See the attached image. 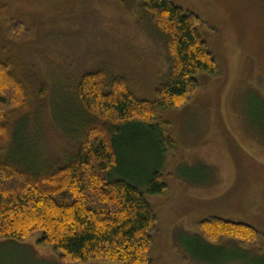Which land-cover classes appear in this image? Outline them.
<instances>
[{
  "label": "trees",
  "instance_id": "obj_1",
  "mask_svg": "<svg viewBox=\"0 0 264 264\" xmlns=\"http://www.w3.org/2000/svg\"><path fill=\"white\" fill-rule=\"evenodd\" d=\"M110 7L135 14L137 25L161 38L168 71L153 99L140 100L126 76L94 67L66 83L67 106L57 108L48 67L26 60H46L55 47L68 46L91 24V15L70 4L56 18V37L38 39L27 14L0 3V240L41 233L40 244L53 248L63 264H152L158 218L139 186L156 196L168 186L158 172L137 185L111 180L118 141L128 129L152 128L164 112L184 107L200 88L197 75L219 73L197 14L173 0H110ZM22 40L32 49L25 51ZM21 127L27 136L19 145ZM51 139L56 148H49ZM196 228L212 246L223 240L243 249L264 246V231L245 222L209 216Z\"/></svg>",
  "mask_w": 264,
  "mask_h": 264
},
{
  "label": "rangeland",
  "instance_id": "obj_2",
  "mask_svg": "<svg viewBox=\"0 0 264 264\" xmlns=\"http://www.w3.org/2000/svg\"><path fill=\"white\" fill-rule=\"evenodd\" d=\"M4 2L27 14L38 39L57 34L56 18L70 4L78 14L91 15V24L68 46L55 47L46 60H26L48 67L57 108L67 106L66 83L94 67L126 76L140 100L153 99L160 75L168 71L161 38L137 25L135 14L113 13L110 0ZM173 2L201 18L199 33L219 73L197 75L200 88L190 101L164 112L152 128L128 129L118 141V163L110 178L136 184L158 172L168 186L163 196L139 186L158 218L152 264H264L261 245L243 249L223 240L212 246L196 228L200 219L216 216L264 231V0ZM26 43L19 44L31 50ZM21 129L19 145L27 136ZM49 148H56L52 139ZM41 238L38 233L25 241L0 240V264H63L53 248L40 244Z\"/></svg>",
  "mask_w": 264,
  "mask_h": 264
}]
</instances>
